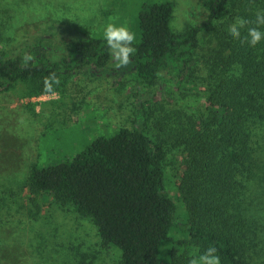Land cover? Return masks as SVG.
Wrapping results in <instances>:
<instances>
[{"label": "trees", "instance_id": "1", "mask_svg": "<svg viewBox=\"0 0 264 264\" xmlns=\"http://www.w3.org/2000/svg\"><path fill=\"white\" fill-rule=\"evenodd\" d=\"M197 2L207 18L174 32L169 25L173 0H122L123 7H134L130 19L137 51L122 67L127 73L117 91L126 82L150 89L161 72L191 66L201 34L210 32L214 46L202 57L207 116L177 124L170 135L171 145L186 158L178 191L189 227L180 230L184 240L171 249L168 264H189L210 246L221 264H264L257 262L264 232L261 240L252 214L256 205L245 198L247 185L261 184L264 175L253 144L254 129L264 128V40L241 46L226 31L237 17L253 20L264 0ZM70 28V35L58 40L56 33L51 38L0 37L5 42L0 46V94L18 84L31 90L24 95L43 94L51 73L60 80L54 91L62 90L70 76L115 63L104 37ZM26 54L31 60L23 67ZM149 120L141 108L130 127L120 123L113 136L94 139L70 159L32 165L27 178L31 199L51 198L57 209L94 226L100 246L115 252V264H160V247L178 230L176 207L164 184L168 152L163 140L151 136Z\"/></svg>", "mask_w": 264, "mask_h": 264}, {"label": "rangeland", "instance_id": "2", "mask_svg": "<svg viewBox=\"0 0 264 264\" xmlns=\"http://www.w3.org/2000/svg\"><path fill=\"white\" fill-rule=\"evenodd\" d=\"M173 2L169 25L174 32L207 18V11L197 0ZM122 4V0H116V4L114 0H0V37L51 38V33H56L58 40L70 35V26L104 37L103 29L110 22L126 25L133 32L134 22L130 18L134 17V7L129 5L128 10ZM52 23L57 26L50 27ZM213 46L210 32H203L193 64L182 71L161 72L156 86L150 89L126 82L125 88L118 92L127 72L113 63L104 70L92 68L70 76L64 88L54 94L24 95L31 92L24 84L0 94V264L118 261L115 252H107L100 246L94 226L57 209L51 198L31 199L27 178L32 165L41 168L70 159L94 139L113 136L120 123L130 127L141 108L149 114L151 136L163 140L168 152L164 184L175 204L178 226L160 247V264L169 263L171 249L176 250V242L184 240L180 230L189 227L187 209L178 191L186 158L181 148L171 145L170 135L177 124L188 119L197 121L198 115L207 116L203 104L206 73L202 57ZM253 132L255 156L264 166V128L257 127ZM144 133L151 138L146 130ZM257 184L247 185L245 198L256 205L252 214L262 240L264 175L261 184ZM260 261H264V248L257 262Z\"/></svg>", "mask_w": 264, "mask_h": 264}, {"label": "clouds", "instance_id": "3", "mask_svg": "<svg viewBox=\"0 0 264 264\" xmlns=\"http://www.w3.org/2000/svg\"><path fill=\"white\" fill-rule=\"evenodd\" d=\"M245 28L247 29L246 34L242 35L241 30ZM261 28H264V9L256 11L253 20L237 17L234 23L228 25L226 31L241 46L246 44L249 47H255L264 40V31H261ZM103 36L110 55L115 62V67L121 68L129 65L131 57L137 51L132 46L136 40L135 34L126 25H117L115 22H110L104 27ZM30 60L31 56L26 54L23 57V67H27ZM59 83L60 80L57 75L51 73L44 79V92L54 94V85ZM189 264H221V261L219 255H217V249L210 246L198 258L191 259Z\"/></svg>", "mask_w": 264, "mask_h": 264}]
</instances>
